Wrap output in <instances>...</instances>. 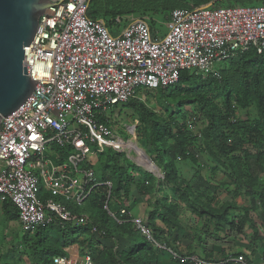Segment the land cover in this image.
<instances>
[{
    "label": "built area",
    "instance_id": "1",
    "mask_svg": "<svg viewBox=\"0 0 264 264\" xmlns=\"http://www.w3.org/2000/svg\"><path fill=\"white\" fill-rule=\"evenodd\" d=\"M90 0H49L23 65L37 81L32 94L0 120V202L10 200L24 233L88 222L81 208L95 190L106 189L103 210L118 225L132 223L174 260L182 257L157 242L153 231L125 201L112 200L111 181L88 165L96 153L132 151V140L117 133L119 106L142 90L174 87L184 71L203 76L221 63L253 51L264 53V1L255 6L177 8L160 36L146 17H127L110 29L87 15ZM196 119V117H194ZM124 129L135 137L134 124ZM135 151V150H134ZM94 230H96L94 228ZM71 248V247H70ZM64 249L52 264H95L78 248ZM218 264H247L242 256Z\"/></svg>",
    "mask_w": 264,
    "mask_h": 264
},
{
    "label": "rangeland",
    "instance_id": "2",
    "mask_svg": "<svg viewBox=\"0 0 264 264\" xmlns=\"http://www.w3.org/2000/svg\"><path fill=\"white\" fill-rule=\"evenodd\" d=\"M204 1L201 0L200 5H197L193 0H185V3L180 0H159L160 3L168 2L184 7H200L211 1L225 0ZM124 8L125 6H120L111 10L114 13H123ZM168 14L157 12L153 16L144 17L149 20L152 29L163 36L168 28ZM117 17L122 20L121 27L124 26L128 16ZM175 89L180 90L181 94H176ZM189 89L191 88L185 85L166 90H142L138 101L131 102L121 111L117 110L120 117L115 120L117 133L123 139L135 142L157 165L163 177L142 167L135 160V157H138L135 149L121 153L105 151L100 154L101 157L96 154L95 165L100 168L99 173L109 174L110 170H103L104 162L117 156V168L132 169L134 176L130 178L131 190L128 195L123 196L128 197L126 203L130 205L132 211L134 208L138 210L133 211L134 214L142 218L146 224L149 212L152 213L148 210L149 207L154 211L157 201L167 199L170 202L171 207L168 206L166 209L163 207L164 211H168L163 214L167 220L163 222L161 216L156 215L148 227L154 231L156 229L166 231L163 243L168 240L169 246L182 257L196 256L212 264H218L229 257L242 256L245 262L247 257L252 259L253 264L255 260H260L264 264V227L260 220L262 210L257 198L264 185V173L255 168L251 170V175L256 176L257 180L251 177L237 180L233 173V157L242 151L254 153L255 148L245 139L231 136V132L225 125L222 126L220 121V116L229 111L233 112V117L230 118L232 123L235 121L255 123L261 118V114L264 115V76L260 86V99L254 97L245 106L238 105L235 100L232 101L231 107L225 106L218 90H215L211 98L203 104L198 96L191 95ZM141 105L144 106L143 109ZM210 110L213 112L214 121L209 114ZM125 123L136 126L135 137L132 138L124 129ZM162 124L168 128L165 130ZM182 132L188 135L190 141L188 148L191 154L187 156L180 154L177 149L178 135ZM234 145L239 148L235 149ZM161 152L162 157L172 160L174 165L172 171L167 170L165 164L161 163L159 159ZM98 159L104 161L102 165L100 163V167ZM167 173L170 174V182L164 179V174ZM200 177L209 181L214 189L210 191L201 187L200 190H195L192 185ZM146 178L150 181L146 184L148 188L143 186ZM90 212V216L87 215L88 221L99 210L95 208ZM50 231L53 233L54 230L49 228L46 233L51 234ZM23 233L19 222L8 220L0 205V264H30L35 260L28 251L29 243L23 241ZM71 236H60L58 239L63 242ZM88 237H93L94 241L99 239L93 236V233H82L78 240L84 241ZM188 240L193 242L191 249L186 252L180 250L183 241ZM47 243L53 246L61 245L55 240L47 239ZM88 245V242L83 243L87 250ZM193 245L197 249H194ZM73 247L78 248V245L71 246L70 249ZM164 251L169 255L167 261L158 257L161 251L154 250L153 260L149 264H190L176 262L168 251Z\"/></svg>",
    "mask_w": 264,
    "mask_h": 264
},
{
    "label": "trees",
    "instance_id": "3",
    "mask_svg": "<svg viewBox=\"0 0 264 264\" xmlns=\"http://www.w3.org/2000/svg\"><path fill=\"white\" fill-rule=\"evenodd\" d=\"M185 3V0H180ZM197 5H200L201 0H193ZM206 1V0H205ZM204 1V2H205ZM211 1V0H209ZM208 1V2H209ZM263 2L258 0H225L217 1L211 7H228V6H255L260 5ZM120 6H125V12H113L111 9L118 8ZM201 7V6H200ZM200 7H184L183 5L170 4L168 2H159V0H90L87 15L96 20H103L105 24L112 30L116 28V17L117 16H134V17H144V15L153 16V14L159 13H169L168 20L173 10L177 8H188L196 9ZM102 15V16H101ZM155 31V29H152ZM264 76V53L262 55H257L253 51L243 54L237 58L231 59L218 66L216 73L211 75H200L193 72L184 71L180 74L179 81L174 87L166 88L172 89L179 86H189L191 95L198 96L197 98L205 104L215 90H218L223 97L224 104L227 107H231L233 100L236 101L238 105L245 106L251 99L257 97L260 99V86L262 77ZM164 89V90H166ZM160 90V89H159ZM177 90V89H175ZM176 94H181L180 90L175 92ZM138 101V99H132L126 104L119 106V110L124 109L131 102ZM142 109L144 108L141 105ZM213 112L210 110L209 114L214 121ZM233 117V112L229 111L223 116H220V121L222 126L225 125L227 130L231 132V136L239 137L241 140L253 144L255 151L250 153L249 151H242L241 153L233 157V173L236 175L237 180H241L242 177H248L253 180H257L256 176H252V169H259L260 172L264 173V115L261 114V118L255 123H249L244 121H235L232 123L230 118ZM165 130L168 128L165 124H162ZM169 130V129H168ZM190 144L188 135L185 133H179L178 135V146L179 153L183 156L191 154L188 146ZM235 149L239 148L234 145ZM105 151H111L106 149L102 152H98V157H101ZM95 154V155H96ZM94 155V156H95ZM118 155V154H117ZM163 152L160 154V161L165 164L167 170H173L174 165L172 160H168L162 157ZM94 156L92 160L88 162V165L93 167L96 171L98 178L101 181H111L112 183V200L115 209H117V201H125L128 197H124L123 194L129 193L131 190V177L132 169L128 167L125 169L117 168V156L114 158L107 159L105 162L101 159L99 161L102 165L104 162L103 170H110V173H99L100 168L95 165ZM111 160V161H110ZM165 181L170 182V174H164ZM143 186L148 188L146 184H149V179H144ZM201 182V184H200ZM193 188L195 190H200L201 187L207 190H213V186L204 177H200L196 182L193 183ZM106 189L100 187L95 192L92 193L89 200L81 208H72L74 213L83 212L84 214L90 216V211L97 208L99 212L94 215V217L89 220L86 224L81 226H75L73 224H66L64 228H54L49 227L53 231L51 234H47L46 231L49 228L41 229L33 234L23 233V241L29 243L28 251L32 254L35 260H32L30 264H52V258L56 255H64V249L70 248L71 246L78 245V249L82 255L89 254L95 264H149L154 257L153 252L162 251L155 247V245L146 240L145 237L137 231L136 227L130 223L125 222L121 225L111 222V219L106 215V212L102 209L105 202ZM128 195V194H127ZM257 198L260 203V208L262 210L260 215V220L264 227V185L260 189ZM169 201H157L155 204L154 211L150 213L147 225L151 223L152 219L156 215L161 216V219L166 221V216L164 211L169 205ZM2 210L5 217L8 220L18 221V211L17 208L10 200H4L2 203ZM89 211V212H88ZM161 212V213H160ZM168 218V217H167ZM112 225H110V223ZM94 228L96 230H94ZM154 232V238L157 242L163 243V235L166 231L163 229H156ZM49 232V233H50ZM95 232V233H94ZM82 233H93V236L99 237L94 241L93 237L86 238L84 241H79L78 237ZM56 234V235H54ZM72 235L70 239L60 242L58 237ZM48 240H55L59 246L49 245ZM92 239V240H91ZM88 242L89 250L84 248L83 243ZM78 243H81L80 245ZM169 246L168 240L166 243ZM247 264H252L249 258H245ZM174 260V259H173ZM180 262L178 260H174Z\"/></svg>",
    "mask_w": 264,
    "mask_h": 264
},
{
    "label": "water",
    "instance_id": "4",
    "mask_svg": "<svg viewBox=\"0 0 264 264\" xmlns=\"http://www.w3.org/2000/svg\"><path fill=\"white\" fill-rule=\"evenodd\" d=\"M49 5V0H0V120L21 106L37 84L23 65L24 47L33 40L39 18ZM148 160L157 169L150 171L163 177L157 165Z\"/></svg>",
    "mask_w": 264,
    "mask_h": 264
},
{
    "label": "crops",
    "instance_id": "5",
    "mask_svg": "<svg viewBox=\"0 0 264 264\" xmlns=\"http://www.w3.org/2000/svg\"><path fill=\"white\" fill-rule=\"evenodd\" d=\"M2 203H3V202H0V205H1V206H2ZM136 210H137V209H135V208L133 209L134 212H136ZM148 210H149V211L151 210V212H153V210H152L151 207H149ZM137 211H138V210H137ZM134 212H133V213H134ZM149 214H150V212H149ZM190 239H191V238H190ZM196 240H197V236H196L195 242H197ZM192 244H193V242L190 241V240H188V241H183V243H182V247H180V250L183 249L184 252H186L187 250L191 249ZM193 248L195 249L196 246L193 245ZM196 249H197V248H196ZM195 251H196V250H195ZM158 257H159L160 259L164 260V261H167L166 259H167V257H169V255H168L167 252H165L164 250H162L161 253L158 255ZM250 260H252V259H250ZM251 262H252V261H251ZM252 264H253V262H252ZM254 264H263V262L260 261V260H255V261H254Z\"/></svg>",
    "mask_w": 264,
    "mask_h": 264
},
{
    "label": "bare ground",
    "instance_id": "6",
    "mask_svg": "<svg viewBox=\"0 0 264 264\" xmlns=\"http://www.w3.org/2000/svg\"><path fill=\"white\" fill-rule=\"evenodd\" d=\"M132 147L138 152V157H135V160L138 163L146 166L149 170H153L154 172H157V169L155 168L154 165L150 163L147 155L143 152V150L140 147H138L136 144L134 145L132 144Z\"/></svg>",
    "mask_w": 264,
    "mask_h": 264
}]
</instances>
